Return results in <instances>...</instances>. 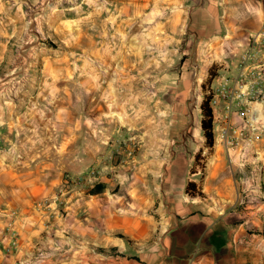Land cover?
<instances>
[{"label":"crops","instance_id":"obj_1","mask_svg":"<svg viewBox=\"0 0 264 264\" xmlns=\"http://www.w3.org/2000/svg\"><path fill=\"white\" fill-rule=\"evenodd\" d=\"M148 2L160 0L140 6ZM164 2L156 53L140 50L135 79L100 32L84 54L86 78L44 94L23 121L0 112V264H264V103L234 99L227 114L220 100L208 149L196 94L197 73L211 66V91L232 85L249 35L264 31V0ZM59 9L67 16L51 29L78 42L82 26L66 38L54 25L90 11ZM6 42L0 56L12 53ZM110 61L113 81L100 89L93 71ZM107 89L118 106L128 90L132 110L110 117ZM188 182L203 196H189Z\"/></svg>","mask_w":264,"mask_h":264},{"label":"rangeland","instance_id":"obj_2","mask_svg":"<svg viewBox=\"0 0 264 264\" xmlns=\"http://www.w3.org/2000/svg\"><path fill=\"white\" fill-rule=\"evenodd\" d=\"M82 1L0 0V42L7 40L5 44L12 49L10 55L0 56V112H4V117L11 114L12 118L23 121L24 118L37 112V107L44 102L42 100L44 94H53L59 89L61 93L68 92L71 80L80 81L86 78L83 63L91 62L92 58L84 54L93 34L109 33L104 38L111 46L115 45L114 50L119 48L120 54L126 56L125 64L129 67L125 69L126 74L132 79H135L134 76L137 74L134 61L140 50L144 51L145 59L156 53V50L149 45H153L154 41L151 39V34L154 36L162 33L159 32L161 24H157L155 19L163 20L165 16V14L160 15L165 9L159 7L165 6L164 0H160L158 4L148 2L145 7H141L140 2L147 0H91L87 4ZM3 2L9 3L8 8ZM134 2L138 4L135 5ZM77 3L84 11L81 16H88L90 11L89 17L80 20L75 17L70 21L63 19L54 25L59 24L62 27L64 31L62 34L67 32L73 34L77 30L74 28L76 24L83 27V34L80 32L78 42L67 41L70 50L64 39L54 32V27L51 29V25L67 16L66 11H61L59 6ZM174 8L178 10L176 6ZM55 31L60 34L57 28ZM71 39L77 40V34L72 35ZM112 66H116V62L110 61V65L93 71L92 78L98 82L100 89L105 84L106 78L112 83L114 78ZM103 69L105 71L101 72ZM207 72L205 75L197 73L196 76L202 79L200 85L208 77ZM51 82L57 84L50 85ZM113 91L114 89H107L105 93L110 99L109 116L117 117L115 112L123 113L124 106L127 108L126 112H130L132 109L125 103L126 98L128 101L131 96L128 90L123 93L120 106L113 101ZM196 94L203 95L200 86ZM192 97L191 94L190 98ZM191 113L194 117L197 115L195 109H191ZM79 170L81 169H76Z\"/></svg>","mask_w":264,"mask_h":264},{"label":"built area","instance_id":"obj_3","mask_svg":"<svg viewBox=\"0 0 264 264\" xmlns=\"http://www.w3.org/2000/svg\"><path fill=\"white\" fill-rule=\"evenodd\" d=\"M210 106L213 110L219 108V101L225 102V111L229 114L231 102L260 101L264 103V31L249 35L247 51L240 57L239 75L228 87H220L211 91ZM240 112V111H239ZM241 113V112H240ZM259 138V135L254 137ZM261 190L264 193V168L261 170ZM14 240L4 250L10 253L14 249Z\"/></svg>","mask_w":264,"mask_h":264},{"label":"trees","instance_id":"obj_4","mask_svg":"<svg viewBox=\"0 0 264 264\" xmlns=\"http://www.w3.org/2000/svg\"><path fill=\"white\" fill-rule=\"evenodd\" d=\"M208 77L204 81L203 84L200 85L203 95L202 100L199 105V114H200V130L202 136L204 138V145L206 148L211 149L214 143L213 139V112L210 106V101L212 98L211 90H210V83L213 78L216 76V67L211 66L207 72ZM201 158L200 154L198 153L195 156V161H198ZM101 189L100 185H95L91 192H98ZM185 192L189 196H199L202 197L203 194L200 192V189L196 188L194 183L188 182L185 186Z\"/></svg>","mask_w":264,"mask_h":264},{"label":"bare ground","instance_id":"obj_5","mask_svg":"<svg viewBox=\"0 0 264 264\" xmlns=\"http://www.w3.org/2000/svg\"><path fill=\"white\" fill-rule=\"evenodd\" d=\"M108 2V1H107ZM109 3V2H108ZM55 4V3H54ZM48 7V6H47ZM83 7V6H82ZM110 9V8H109ZM101 11V10H100ZM92 12V11H91ZM97 12V11H96ZM55 13H57V12H55ZM98 14H100V13H98ZM52 15V14H51ZM134 17V16H133ZM108 18V17H107ZM44 19V18H43ZM51 19V18H50ZM80 20V19H79ZM70 21V20H69ZM128 21V20H127ZM18 23V22H17ZM70 23V22H69ZM52 24V23H51ZM81 24V23H80ZM77 25V24H76ZM121 31V30H120ZM109 34V33H108ZM71 35V34H70ZM116 35V34H115ZM92 37V36H91ZM91 39V38H90ZM122 39V38H121ZM100 40V39H99ZM93 41V40H92ZM121 45V44H120ZM95 57V56H94ZM100 57V56H99Z\"/></svg>","mask_w":264,"mask_h":264}]
</instances>
